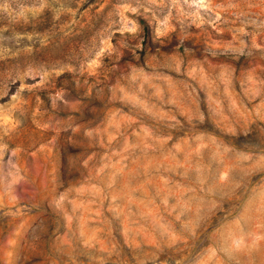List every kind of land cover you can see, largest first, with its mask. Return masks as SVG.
<instances>
[{"label":"rangeland","instance_id":"obj_1","mask_svg":"<svg viewBox=\"0 0 264 264\" xmlns=\"http://www.w3.org/2000/svg\"><path fill=\"white\" fill-rule=\"evenodd\" d=\"M0 264H264V0H0Z\"/></svg>","mask_w":264,"mask_h":264}]
</instances>
